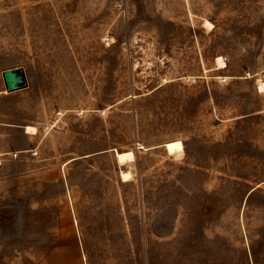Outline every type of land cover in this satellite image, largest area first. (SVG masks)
Here are the masks:
<instances>
[{
    "label": "rangeland",
    "instance_id": "1",
    "mask_svg": "<svg viewBox=\"0 0 264 264\" xmlns=\"http://www.w3.org/2000/svg\"><path fill=\"white\" fill-rule=\"evenodd\" d=\"M262 86L264 0H0V262L264 264Z\"/></svg>",
    "mask_w": 264,
    "mask_h": 264
},
{
    "label": "crops",
    "instance_id": "2",
    "mask_svg": "<svg viewBox=\"0 0 264 264\" xmlns=\"http://www.w3.org/2000/svg\"><path fill=\"white\" fill-rule=\"evenodd\" d=\"M0 264L8 263L0 262ZM37 264H83V260L73 241H60Z\"/></svg>",
    "mask_w": 264,
    "mask_h": 264
},
{
    "label": "water",
    "instance_id": "3",
    "mask_svg": "<svg viewBox=\"0 0 264 264\" xmlns=\"http://www.w3.org/2000/svg\"><path fill=\"white\" fill-rule=\"evenodd\" d=\"M6 93L11 94L28 88V80L25 69L17 67L2 73Z\"/></svg>",
    "mask_w": 264,
    "mask_h": 264
},
{
    "label": "bare ground",
    "instance_id": "4",
    "mask_svg": "<svg viewBox=\"0 0 264 264\" xmlns=\"http://www.w3.org/2000/svg\"><path fill=\"white\" fill-rule=\"evenodd\" d=\"M218 64H219V66H221L222 68L224 67V62H223V60H221L220 58L218 59ZM261 88V91H262V89H264V86H262V87H260ZM27 132L29 133V132H34V129L33 128H31V127H28L27 128ZM166 146V145H165ZM166 148V147H165Z\"/></svg>",
    "mask_w": 264,
    "mask_h": 264
}]
</instances>
